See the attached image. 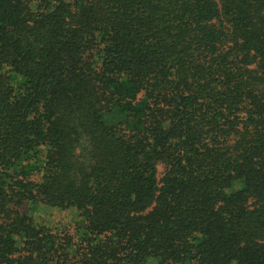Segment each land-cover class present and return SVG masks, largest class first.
Returning <instances> with one entry per match:
<instances>
[{"label": "trees", "instance_id": "trees-1", "mask_svg": "<svg viewBox=\"0 0 264 264\" xmlns=\"http://www.w3.org/2000/svg\"><path fill=\"white\" fill-rule=\"evenodd\" d=\"M0 264H264V0H0Z\"/></svg>", "mask_w": 264, "mask_h": 264}, {"label": "rangeland", "instance_id": "rangeland-1", "mask_svg": "<svg viewBox=\"0 0 264 264\" xmlns=\"http://www.w3.org/2000/svg\"><path fill=\"white\" fill-rule=\"evenodd\" d=\"M47 215L51 218V219H54V220H57V218H60L61 217V214H59L57 211L55 210H52V211H49L47 213Z\"/></svg>", "mask_w": 264, "mask_h": 264}]
</instances>
